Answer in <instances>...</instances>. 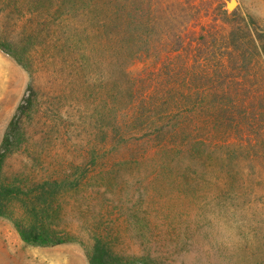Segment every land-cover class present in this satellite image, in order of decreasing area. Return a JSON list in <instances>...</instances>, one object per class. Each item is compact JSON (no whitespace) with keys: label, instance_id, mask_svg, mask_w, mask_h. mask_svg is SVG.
<instances>
[{"label":"trees","instance_id":"trees-1","mask_svg":"<svg viewBox=\"0 0 264 264\" xmlns=\"http://www.w3.org/2000/svg\"><path fill=\"white\" fill-rule=\"evenodd\" d=\"M1 4L13 9L21 5L32 25L21 50L12 39L0 40V48L25 67L33 66L29 64L36 43L38 55L47 53L48 44L64 62L81 67L91 53L80 54L82 64L75 49L78 40L102 41L105 181L114 171H130L154 173L155 181L165 177L193 186L201 161L226 166L225 162L264 143V27L251 15L238 9L229 12L222 0H3ZM37 99L32 79L0 143V215L9 203L19 202L24 208V219L15 224L20 238L27 243H55L45 221L62 194L78 188L87 174L82 179L65 170L37 179L25 178V171L6 174L8 159L25 142L23 120ZM216 151L220 155L215 158ZM111 257L107 241L96 236L89 264L136 262Z\"/></svg>","mask_w":264,"mask_h":264},{"label":"rangeland","instance_id":"rangeland-1","mask_svg":"<svg viewBox=\"0 0 264 264\" xmlns=\"http://www.w3.org/2000/svg\"><path fill=\"white\" fill-rule=\"evenodd\" d=\"M2 1L0 40L12 39L21 50L32 25L21 5L13 9ZM222 1L229 12L238 9L264 27V0H232L231 8V0ZM38 45L31 50V68L0 48V143L32 79L38 92L35 109L23 120L25 142L8 159L6 174L25 171V178L37 179L65 170L73 178H87L62 194L45 221L55 243L24 242L15 228L24 208L9 203L0 215V264H89L96 236L107 241L113 261L264 264V143L226 166L201 161L193 186L130 171H114L107 182L102 177V41L78 40V57L91 53L85 64L79 57L82 68L64 62L48 44L47 53L38 55Z\"/></svg>","mask_w":264,"mask_h":264},{"label":"bare ground","instance_id":"bare-ground-1","mask_svg":"<svg viewBox=\"0 0 264 264\" xmlns=\"http://www.w3.org/2000/svg\"><path fill=\"white\" fill-rule=\"evenodd\" d=\"M229 6H233L234 5V1L231 0V2L228 3Z\"/></svg>","mask_w":264,"mask_h":264},{"label":"water","instance_id":"water-1","mask_svg":"<svg viewBox=\"0 0 264 264\" xmlns=\"http://www.w3.org/2000/svg\"><path fill=\"white\" fill-rule=\"evenodd\" d=\"M229 8H231L232 6H228Z\"/></svg>","mask_w":264,"mask_h":264}]
</instances>
